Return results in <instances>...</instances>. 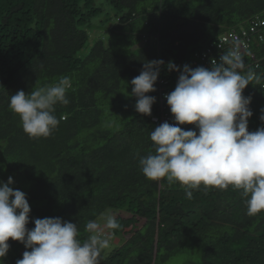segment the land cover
I'll list each match as a JSON object with an SVG mask.
<instances>
[{
    "label": "trees",
    "instance_id": "16d2710c",
    "mask_svg": "<svg viewBox=\"0 0 264 264\" xmlns=\"http://www.w3.org/2000/svg\"><path fill=\"white\" fill-rule=\"evenodd\" d=\"M262 13L264 0H0V180L11 176L26 194V227L60 217L78 224L83 241L86 222L111 210L122 241L103 264H264V212L248 216L240 190L201 186L189 200L179 183L149 180L139 166L154 151L160 82L174 86L179 74L167 63L196 68V54ZM160 59L157 90L146 93L156 102L143 115L130 82ZM61 76L71 78L70 103L55 106L60 123L49 137L30 138L10 96ZM8 243L2 264L30 251Z\"/></svg>",
    "mask_w": 264,
    "mask_h": 264
},
{
    "label": "clouds",
    "instance_id": "9594fccd",
    "mask_svg": "<svg viewBox=\"0 0 264 264\" xmlns=\"http://www.w3.org/2000/svg\"><path fill=\"white\" fill-rule=\"evenodd\" d=\"M233 42L218 61L211 60L210 68L185 64L181 69L167 63L168 71L180 73L174 90L165 95L176 123L165 121L151 131L154 151L140 156L139 166L149 180L179 183L189 200L201 186H232L240 190L246 214L256 216L264 212V127L249 132L252 98L242 93L249 84H259L261 76L246 65L239 39L233 37ZM164 65L162 59L146 61L131 80L129 95L136 98V112L151 115L156 97L146 93L157 90L154 85ZM71 87V78L61 76L28 94L18 90L10 96L9 108L30 138L49 137L60 123L55 106L70 103L66 93ZM261 112L264 122V109ZM185 124L195 129L179 126ZM13 183L11 176L7 182L0 180V264L9 251V238L30 249L16 264H101L114 236L111 230L120 228L114 215L101 217L102 223L87 221L84 231L89 235L83 241L78 224L60 217L34 218V228L28 229L30 205L24 192L10 187Z\"/></svg>",
    "mask_w": 264,
    "mask_h": 264
},
{
    "label": "built area",
    "instance_id": "2783aa9c",
    "mask_svg": "<svg viewBox=\"0 0 264 264\" xmlns=\"http://www.w3.org/2000/svg\"><path fill=\"white\" fill-rule=\"evenodd\" d=\"M233 37H237L240 42V50L245 59V63L248 67H251L258 75L261 76V82L256 84L253 82L249 84L243 91L242 95L251 96V103L249 105L250 110L253 115L249 118L251 120L254 118L253 123L255 122L259 127H264V122L260 120L262 114L258 110V106H264V55L258 56L257 54H264V15L257 16L246 29L240 31H234L231 33H226L222 35L216 42L211 43L203 52L196 54L195 66H203L205 68L211 67V60H219V56L223 51H227L233 47ZM175 79V85L170 87L168 81L160 82V98H159V107L160 115L154 116L152 122L159 126L160 124L167 121L169 124H175L173 115L170 112V107L167 105L165 95L174 90L178 77ZM166 86V87H164ZM260 87V88H259ZM257 91H263V94L260 95V98L257 96ZM249 122V121H248ZM185 130L195 129V125H179ZM249 132H254L255 130L248 125ZM198 134V129H197Z\"/></svg>",
    "mask_w": 264,
    "mask_h": 264
},
{
    "label": "rangeland",
    "instance_id": "374dc122",
    "mask_svg": "<svg viewBox=\"0 0 264 264\" xmlns=\"http://www.w3.org/2000/svg\"><path fill=\"white\" fill-rule=\"evenodd\" d=\"M93 44H94V42H90V45H89V47L82 53L83 55H87L89 52H90V49H91V47L93 46ZM108 214H111V215H114V213H113V211H111V210H109V211H107L106 213H104V215L103 216H105V215H108ZM102 216V217H103ZM99 222H103L102 220H101V218L99 219ZM122 240H121V238L120 237H115V236H112V238H111V242H110V247L108 248V249H106V250H104L103 252H102V260H101V264H103V262L105 261V259L107 258V256L111 253V252H113L115 249H117L119 246H120V242H121ZM168 264H184V262L181 260V259H179V257H175L172 261H170Z\"/></svg>",
    "mask_w": 264,
    "mask_h": 264
},
{
    "label": "bare ground",
    "instance_id": "6f19581e",
    "mask_svg": "<svg viewBox=\"0 0 264 264\" xmlns=\"http://www.w3.org/2000/svg\"><path fill=\"white\" fill-rule=\"evenodd\" d=\"M153 123V122H152ZM154 124V123H153Z\"/></svg>",
    "mask_w": 264,
    "mask_h": 264
}]
</instances>
